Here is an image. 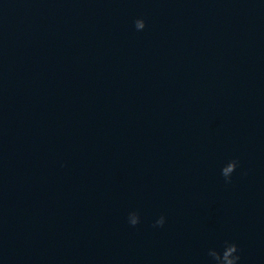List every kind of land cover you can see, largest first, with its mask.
Here are the masks:
<instances>
[{"label": "water", "instance_id": "water-1", "mask_svg": "<svg viewBox=\"0 0 264 264\" xmlns=\"http://www.w3.org/2000/svg\"><path fill=\"white\" fill-rule=\"evenodd\" d=\"M224 241L264 264V0H0V264Z\"/></svg>", "mask_w": 264, "mask_h": 264}, {"label": "clouds", "instance_id": "clouds-1", "mask_svg": "<svg viewBox=\"0 0 264 264\" xmlns=\"http://www.w3.org/2000/svg\"><path fill=\"white\" fill-rule=\"evenodd\" d=\"M146 27L145 21L142 18L135 20V28L138 31ZM238 159L228 161L221 169V175L224 177L225 183H231L232 174L238 167ZM141 222V217L138 211H131L128 214V223L135 227ZM166 223V217L161 215L155 220L153 227H163ZM207 256L210 258L209 264H240L241 256L239 246L235 242L224 241L222 250L209 248Z\"/></svg>", "mask_w": 264, "mask_h": 264}]
</instances>
